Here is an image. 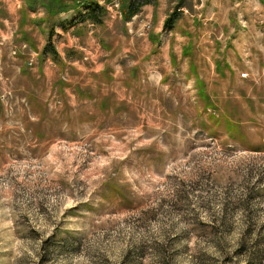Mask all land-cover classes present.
<instances>
[{
	"label": "rangeland",
	"instance_id": "1",
	"mask_svg": "<svg viewBox=\"0 0 264 264\" xmlns=\"http://www.w3.org/2000/svg\"><path fill=\"white\" fill-rule=\"evenodd\" d=\"M112 1L55 60L0 0V264H264V0Z\"/></svg>",
	"mask_w": 264,
	"mask_h": 264
},
{
	"label": "trees",
	"instance_id": "2",
	"mask_svg": "<svg viewBox=\"0 0 264 264\" xmlns=\"http://www.w3.org/2000/svg\"><path fill=\"white\" fill-rule=\"evenodd\" d=\"M121 4V13L124 19L131 18L137 14L142 6L153 2V0H119ZM24 4L28 10L35 11L38 6L46 9L45 19H36L45 22L47 25V42L43 47V54H51L56 60L58 53L52 44V35L55 25L61 24L60 15L70 10L79 13L77 23L73 29V33H77L85 22H89L93 26L103 25L104 15L107 13L104 5H100L96 0H24ZM176 20V15H169L164 21V27L172 26ZM75 24V23H74ZM84 24V25H83Z\"/></svg>",
	"mask_w": 264,
	"mask_h": 264
},
{
	"label": "crops",
	"instance_id": "3",
	"mask_svg": "<svg viewBox=\"0 0 264 264\" xmlns=\"http://www.w3.org/2000/svg\"><path fill=\"white\" fill-rule=\"evenodd\" d=\"M11 3L8 5L7 9L10 10L12 7V9H15L16 7L19 8V13H17V19H18V24L21 25V20L23 18V15H25L26 17H33V18H36L38 19L41 15V13H34V12H30V11H25L24 10V6H23V2L22 0H10ZM100 5H105L106 3V0H96ZM147 4L144 6L146 7ZM143 7V8H144ZM109 11H107V13L109 14V16L112 18L114 15H112V13L110 12L111 10L108 9ZM12 12V10H11ZM79 13L75 10H71L67 13H62L61 14V24H59L56 29H55V37H57V40L55 41V44L57 49H58V46L61 47V46H70L73 44V42H76L75 40L79 38V36H74L72 34V30L75 28L76 24L73 23V21H75V19L78 17ZM109 21H111V19H108ZM89 28V27H88ZM92 32L91 29H89V31H87V35H88V38L90 39V33ZM63 38V40H65V43L61 42V39ZM43 44V41L41 42V45ZM75 46V45H74ZM36 48H38V46H36ZM59 50V49H58ZM48 53H46L47 55ZM47 57V56H46ZM71 64H74L71 62ZM51 65L53 66H56L55 63H51V62H47L45 65L42 66V73L44 75H49L48 78H53L54 76V69L51 68ZM101 65L102 64H98V66L96 68H101ZM94 67V66H93ZM52 69V71H49V69ZM71 68H74L72 73L73 75L69 76V73H67L65 71V74L67 75V80L69 81L70 78H73L74 80H77L81 77H84L87 73V69L88 67H86L85 65H77V66H74V67H71ZM37 70V69H36ZM92 70V68L90 69ZM87 75H91L90 72H88ZM56 81V79H55ZM55 81H54V84H55ZM61 88L65 89L64 85L61 86Z\"/></svg>",
	"mask_w": 264,
	"mask_h": 264
},
{
	"label": "built area",
	"instance_id": "4",
	"mask_svg": "<svg viewBox=\"0 0 264 264\" xmlns=\"http://www.w3.org/2000/svg\"><path fill=\"white\" fill-rule=\"evenodd\" d=\"M112 5L114 6V7H118V2H117V0H113L112 1ZM30 64V63H29Z\"/></svg>",
	"mask_w": 264,
	"mask_h": 264
}]
</instances>
